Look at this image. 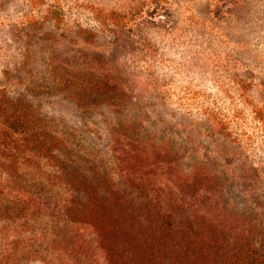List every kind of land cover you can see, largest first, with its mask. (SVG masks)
Returning a JSON list of instances; mask_svg holds the SVG:
<instances>
[{
	"label": "rangeland",
	"instance_id": "obj_1",
	"mask_svg": "<svg viewBox=\"0 0 264 264\" xmlns=\"http://www.w3.org/2000/svg\"><path fill=\"white\" fill-rule=\"evenodd\" d=\"M0 264H264V0H0Z\"/></svg>",
	"mask_w": 264,
	"mask_h": 264
}]
</instances>
